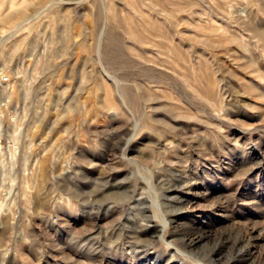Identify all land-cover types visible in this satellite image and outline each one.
<instances>
[{"label": "rangeland", "instance_id": "obj_1", "mask_svg": "<svg viewBox=\"0 0 264 264\" xmlns=\"http://www.w3.org/2000/svg\"><path fill=\"white\" fill-rule=\"evenodd\" d=\"M0 264H264V0H0Z\"/></svg>", "mask_w": 264, "mask_h": 264}]
</instances>
